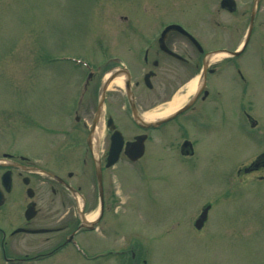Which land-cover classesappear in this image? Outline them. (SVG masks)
I'll use <instances>...</instances> for the list:
<instances>
[{
    "label": "rangeland",
    "instance_id": "rangeland-1",
    "mask_svg": "<svg viewBox=\"0 0 264 264\" xmlns=\"http://www.w3.org/2000/svg\"><path fill=\"white\" fill-rule=\"evenodd\" d=\"M151 1L154 0H0V155L7 150L35 164H48L57 172L61 166L70 169L77 167L76 161L81 163L83 147L69 148L65 131L70 121L61 114V108L65 97L77 93L84 71L80 73L57 60L89 57L96 58V64L101 47L130 59L127 49L132 43L123 41L129 36L126 27L130 22L117 19L116 3L128 10L136 7L134 31L143 33L150 32V15L144 8ZM171 1L176 0H167L168 5ZM201 1L204 6L194 12L200 23L195 20L185 24L202 35L206 47H212L206 24L212 4ZM175 10L159 9L152 24L178 22ZM112 17H116L114 22L109 20ZM116 33L118 41L110 36ZM102 38L104 43L99 45ZM252 97L255 100L250 101L251 111L249 106L246 111L254 115L264 133V76L258 78ZM150 98L155 104L144 106L143 111L161 101ZM53 102L57 103L56 112ZM242 106L222 103L221 110L211 117V132L200 130L204 136L189 128L197 141L193 162H178V138L172 131L175 127L169 124V148L160 149L164 140L158 134H154L156 141L152 142L153 156L163 155V162L146 159L145 166L150 171L146 175L131 166L122 169L116 177L120 193L116 246L139 243L135 250L146 264H264V179L257 178L264 173L236 175L234 171L239 166L237 159L243 157L242 161L248 163L261 150L258 136H245ZM131 127L126 122L128 135L135 132ZM82 138L81 134V142ZM205 203L210 210L198 231L193 223ZM95 211L96 208L90 211L89 217H95ZM95 235L89 234L87 252L84 249L92 257L102 249ZM99 262L74 257L69 264Z\"/></svg>",
    "mask_w": 264,
    "mask_h": 264
},
{
    "label": "flooded vegetation",
    "instance_id": "flooded-vegetation-1",
    "mask_svg": "<svg viewBox=\"0 0 264 264\" xmlns=\"http://www.w3.org/2000/svg\"><path fill=\"white\" fill-rule=\"evenodd\" d=\"M255 1V13L251 16ZM202 3L201 0H176L169 5L167 0L149 2V6L143 8L150 15L147 24L150 32L143 33L134 31L137 29V18L133 12L136 7L128 10L116 3L117 19L130 22L126 27V32H130L126 35L129 36L123 41L132 43V47L127 49L131 58L112 54L105 47L98 49L100 55L96 64V58L84 57L95 65L92 66L94 70L92 74L87 73L79 100L75 95L65 97L66 102L61 108V114L70 121L65 131L71 144L69 148L81 146L84 143L80 141L81 134L82 137L90 132L94 134L98 128L97 137L92 136L83 147L85 154L81 163L76 161L77 167H71L72 171L61 166L59 172L47 163V166L33 164L18 155H11L0 163V264H69L74 257L90 261L94 258L85 253L89 234L99 228L96 232L102 248L96 255V260H101L99 264H144L136 258L132 244L125 248L115 245L114 237L119 230L117 201L120 197L116 177L125 166H131L141 175L150 174L145 166L146 159L159 161L164 157L152 154V142L156 141L154 134L164 140V145H159L160 149L169 148V124L175 127L171 130L178 138L175 148L178 162H193L197 141L194 131L189 132V128H194L200 136H204L206 130L211 132V117L221 110L222 103L243 105L245 136L252 139L258 136V145L261 146L252 161L246 163L242 161L243 157L236 160L239 165L236 167L237 175L264 173V157L259 158L264 154V133L254 115L246 111L248 106L251 111L250 101L255 100L252 94L258 78L264 76V17L261 16L264 0L205 2L209 6L212 4L206 20L212 47H206L202 35L185 24V21L192 23L195 20L200 23L194 12L204 6ZM161 8L177 9L174 12L179 14V21H157L153 25L152 18ZM114 18L109 20L114 22ZM170 24L179 25L191 38L181 30L163 33ZM110 36L115 37L114 41L119 40L118 33ZM103 43V38L98 41L99 45ZM110 73L121 76L122 86L110 88L113 85L110 82L104 88L101 101L104 78ZM193 80L196 82L194 92L185 96L181 106L186 107L172 120L156 128H142L132 120L134 112L141 118L156 109H163L175 95L183 96L184 88ZM150 95L161 101L156 107L143 111L144 106L155 104ZM148 98L151 101L144 104ZM52 105L56 112L57 103ZM96 116L97 126L92 129ZM126 122L135 132L126 133ZM117 132L122 144L114 156V153L110 154V148L118 144ZM24 167H35L49 175L30 174ZM97 173L100 174V192L96 183ZM4 174L6 177L2 181ZM28 188L32 190L31 198L25 193ZM94 208L99 211L97 227H100L89 231L83 221Z\"/></svg>",
    "mask_w": 264,
    "mask_h": 264
},
{
    "label": "bare ground",
    "instance_id": "bare-ground-1",
    "mask_svg": "<svg viewBox=\"0 0 264 264\" xmlns=\"http://www.w3.org/2000/svg\"><path fill=\"white\" fill-rule=\"evenodd\" d=\"M113 84L121 86V81L119 79H115L114 81H112ZM195 89V81H191L189 82L186 87L184 88V95H175L171 101L169 103H167V105L163 108V109H158L157 111L154 112H150L149 114H145L144 118H146L147 120H152L155 118H159L164 116L165 114L172 112L173 110H175L180 103L183 101V99L185 98V96L187 94H190L194 91Z\"/></svg>",
    "mask_w": 264,
    "mask_h": 264
},
{
    "label": "water",
    "instance_id": "water-1",
    "mask_svg": "<svg viewBox=\"0 0 264 264\" xmlns=\"http://www.w3.org/2000/svg\"><path fill=\"white\" fill-rule=\"evenodd\" d=\"M169 28H175L174 26H171V27H169ZM168 28V29H169ZM182 110H180V111H178L177 113H179V112H181ZM134 112V111H133ZM134 118L135 119H137L138 117H137V115L134 113ZM170 118H168V120H169ZM140 120V119H139ZM141 121V120H140ZM142 122V121H141ZM143 124V126L144 127H146V126H148V124H145L144 122L142 123ZM120 143H121V141H120ZM119 148L120 147H118V148H114V147H112V150L113 149H115V152H116V154L118 153V150H119ZM29 193V192H28ZM207 210H208V207H206L204 210H203V212L201 213V215L199 216V218L195 221V223H194V226H195V228H197V229H199V228H201V226H202V224H203V221L205 220V217H206V212H207Z\"/></svg>",
    "mask_w": 264,
    "mask_h": 264
}]
</instances>
